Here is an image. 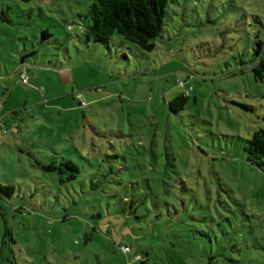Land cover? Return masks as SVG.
Wrapping results in <instances>:
<instances>
[{
    "label": "rangeland",
    "instance_id": "1",
    "mask_svg": "<svg viewBox=\"0 0 264 264\" xmlns=\"http://www.w3.org/2000/svg\"><path fill=\"white\" fill-rule=\"evenodd\" d=\"M90 2L0 0V264H264V0H168L152 51Z\"/></svg>",
    "mask_w": 264,
    "mask_h": 264
},
{
    "label": "trees",
    "instance_id": "2",
    "mask_svg": "<svg viewBox=\"0 0 264 264\" xmlns=\"http://www.w3.org/2000/svg\"><path fill=\"white\" fill-rule=\"evenodd\" d=\"M167 6L168 0H91L85 12L75 15L84 26L89 28L90 37L95 43L109 47L110 38L116 33L141 50L152 51L155 49L157 38L162 35L164 20L168 12ZM49 36L47 30L41 31L42 39ZM250 60L254 62L251 71L257 79H261L264 76V51L262 52L261 40L255 42ZM185 101L186 96L180 94L169 102V106L176 111L183 106ZM78 104L81 105V101H78ZM243 150L246 160L264 174V128L254 130L251 136L245 139ZM63 165L73 171L67 175V178L74 179L78 167L69 159H65ZM47 168L54 169V166ZM129 188H131L129 195H156L148 181L141 187L143 193H134L133 189L139 187H134L132 183H129ZM4 189L0 185V191ZM138 200L132 196L130 212L140 205ZM138 259L141 264H146L141 255Z\"/></svg>",
    "mask_w": 264,
    "mask_h": 264
},
{
    "label": "built area",
    "instance_id": "3",
    "mask_svg": "<svg viewBox=\"0 0 264 264\" xmlns=\"http://www.w3.org/2000/svg\"><path fill=\"white\" fill-rule=\"evenodd\" d=\"M19 76H20L22 82H27V77H26V75H25L23 72L20 73ZM79 101H81V103L84 104V101H82L81 99H79ZM121 249H122L123 251H125V252H128V251H129V247L126 246V245L121 246Z\"/></svg>",
    "mask_w": 264,
    "mask_h": 264
},
{
    "label": "crops",
    "instance_id": "4",
    "mask_svg": "<svg viewBox=\"0 0 264 264\" xmlns=\"http://www.w3.org/2000/svg\"><path fill=\"white\" fill-rule=\"evenodd\" d=\"M22 73V72H21Z\"/></svg>",
    "mask_w": 264,
    "mask_h": 264
}]
</instances>
